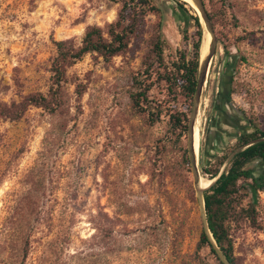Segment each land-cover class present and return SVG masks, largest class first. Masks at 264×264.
Instances as JSON below:
<instances>
[{"label": "rangeland", "instance_id": "obj_1", "mask_svg": "<svg viewBox=\"0 0 264 264\" xmlns=\"http://www.w3.org/2000/svg\"><path fill=\"white\" fill-rule=\"evenodd\" d=\"M119 1L0 0V101L45 94L54 42L77 44L87 26L112 22ZM150 4L159 18L138 14L122 56L107 63L84 56L66 69L56 111L32 108L16 122L0 121V264H219L207 248L197 249L203 218L187 155L189 111L179 132L163 114L139 117L129 107L135 73L149 82L161 74L151 56L157 33L165 60L188 53L195 40L194 14L186 7ZM203 6L214 16L215 47L194 121L198 183L210 181L203 168H227L235 143L213 133L229 128L216 125L212 111L229 76L230 108L264 129V0H204ZM237 115L230 124L250 130ZM223 153L227 159L218 166ZM246 168L264 177L260 163ZM241 185L242 207L252 206L255 215L231 223L233 256L237 264H264V193L250 180ZM95 223L110 234L103 245L90 239Z\"/></svg>", "mask_w": 264, "mask_h": 264}, {"label": "trees", "instance_id": "obj_2", "mask_svg": "<svg viewBox=\"0 0 264 264\" xmlns=\"http://www.w3.org/2000/svg\"><path fill=\"white\" fill-rule=\"evenodd\" d=\"M170 1L183 11L186 7V11L194 14L189 18L193 21L195 40L190 45L188 53H179L175 59L165 60L163 56L165 41L157 33L151 46V56L153 62L161 67V74L155 73L156 77L149 82L144 80L142 72L135 73L126 93L133 114L139 117L146 114L147 118L155 116V119L163 114L167 117V124L171 131L184 132L197 77L201 29L196 14L186 3L179 0ZM201 1L204 3V0ZM119 4L116 17L112 22L105 24L102 28L87 26L77 44L71 39L54 42L55 55L48 68L49 87L46 93H29L18 96L17 100L0 101V121L16 122L32 108L52 114L62 105L61 86L66 83L65 74L68 67L84 56L100 58L105 63L122 56L136 34L141 19L138 14L143 11L146 15H157L159 18L158 11L150 4V0H120ZM132 5L139 7L138 10H134ZM205 12L213 26L214 16L206 9ZM232 71H234L233 67ZM145 77H150V73H145ZM226 85L225 92L218 95H222L228 101L229 96L234 92L232 76H229ZM148 93H151L150 97ZM81 94L82 92L78 91L76 95L78 97ZM161 94L163 98L159 100L157 96ZM177 103L183 106V111L173 106ZM238 111L251 128L235 138L231 152L237 151L227 162L228 166L225 170L219 173L217 167L211 169L210 166L202 170L203 174L209 176V180L216 179L201 192L206 230H201L197 243V249L207 248L213 255L211 245L214 243L229 264H237L229 238L231 223L236 219H253L255 215L252 206L242 207L246 190L241 183L250 180L255 191L264 193V177L255 178L252 175L253 170L246 168L252 162H258L264 168V129L256 128L249 119L244 117L243 112ZM226 157L224 153L216 156L214 163L220 166ZM93 229L90 239L97 246L103 245L104 239H108L110 234L105 233L99 223L93 224ZM27 248L28 244L25 242L22 256L24 259L27 256Z\"/></svg>", "mask_w": 264, "mask_h": 264}, {"label": "water", "instance_id": "obj_3", "mask_svg": "<svg viewBox=\"0 0 264 264\" xmlns=\"http://www.w3.org/2000/svg\"><path fill=\"white\" fill-rule=\"evenodd\" d=\"M179 1H181V0H179ZM190 1L198 12L197 18H198V24L200 25V29H201V40H202L203 30H204V32H206L209 35V41L206 45L205 54L202 57L200 56L201 55L200 54L201 53V40H200V46L198 49L197 77H196V83H195V87H194L193 96L191 99L190 110H189L188 147H187L188 161H189V165L191 167V171H192V175H193V186H194L195 194H196L197 199L200 201V203L202 205L201 206V215L203 218V228L202 229L206 230V224H205V220H204L203 203H202V198H201V192L205 188H201L199 186V183L197 180V171H196V166H195L196 158L194 156V151H193V125H194V121H195V118L197 115V109H198V105L200 102L202 89H203V86L205 83V78H206V73H207V69L209 66V62H210V60L213 56V53H214L215 36L213 33L212 25H211V23L207 17V14L205 12L202 1L201 0H190ZM182 2H184V1H182ZM201 23H202V25H201ZM236 151L231 153L230 156L228 157V159L231 158ZM215 179L216 178L210 180L209 185L212 184ZM211 248H212L214 255L216 256V258L220 264H229L228 260L224 257V255L221 253V251L216 247V245L214 243H212Z\"/></svg>", "mask_w": 264, "mask_h": 264}, {"label": "flooded vegetation", "instance_id": "obj_4", "mask_svg": "<svg viewBox=\"0 0 264 264\" xmlns=\"http://www.w3.org/2000/svg\"><path fill=\"white\" fill-rule=\"evenodd\" d=\"M212 111L215 114L214 115V122H216L215 123L216 125L218 123V120H220V122H222L223 125H225L226 127H229L228 130L223 129V128H221V130H218V128H215V130L213 131L214 135L221 136V134H222L226 137H232L235 139V138H238L241 134L248 131V130L247 131H242V130L239 131L236 129L234 123H233V126L230 124L231 121L235 122L234 114L238 113L237 118L238 119L240 118V120H244V118L239 114L238 110H235V112H234L230 108L228 102L223 98L222 95H217L215 97V100L212 103ZM216 112H218V114ZM220 149H222V147H220ZM234 151H236V150H234ZM234 151H232L231 153H233ZM227 160L229 161L230 158Z\"/></svg>", "mask_w": 264, "mask_h": 264}, {"label": "bare ground", "instance_id": "obj_5", "mask_svg": "<svg viewBox=\"0 0 264 264\" xmlns=\"http://www.w3.org/2000/svg\"><path fill=\"white\" fill-rule=\"evenodd\" d=\"M181 1H184L185 3L187 4H191L193 6V4L191 3L190 0H181ZM193 8L195 9V11L197 12L196 8L193 6ZM198 14V12H197ZM196 14V16H197ZM202 25V23H201ZM203 38H202V42H201V57L205 54V50H206V45L209 41V35L206 33V32H203ZM198 140H199V126L195 127L194 129V125H193V151H194V156L196 154V148L195 146L197 147L198 146ZM195 145V146H194ZM210 181L208 180H200V183H199V186L201 188H207V186L209 185Z\"/></svg>", "mask_w": 264, "mask_h": 264}]
</instances>
